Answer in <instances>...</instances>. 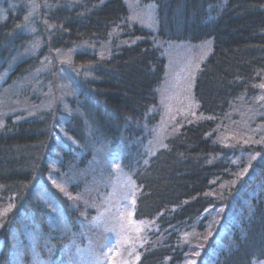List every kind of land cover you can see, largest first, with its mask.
<instances>
[{
	"label": "trees",
	"instance_id": "obj_1",
	"mask_svg": "<svg viewBox=\"0 0 264 264\" xmlns=\"http://www.w3.org/2000/svg\"><path fill=\"white\" fill-rule=\"evenodd\" d=\"M139 1L156 5L157 35L129 24L123 0H0L1 90L23 110L0 130V264L25 227L44 258L59 257L70 236L51 229L36 191L75 228L52 179L71 177L75 195L102 148L120 151L134 218L149 227L136 264L264 260V0ZM206 40L197 118L152 150L160 44Z\"/></svg>",
	"mask_w": 264,
	"mask_h": 264
},
{
	"label": "rangeland",
	"instance_id": "obj_2",
	"mask_svg": "<svg viewBox=\"0 0 264 264\" xmlns=\"http://www.w3.org/2000/svg\"><path fill=\"white\" fill-rule=\"evenodd\" d=\"M123 1L128 9L129 24L157 35L159 23L156 5L141 4L139 0ZM160 47L166 61V70L157 89L160 120L152 132L149 145L152 150L162 147L170 134L177 133L184 124L197 118L195 80L203 63L212 53L213 41L168 42L161 43ZM6 76L7 72L0 73V130L8 114L23 112L22 109L14 108L1 90ZM119 157V150L100 149L95 155V161L90 164L92 169L89 167L85 171L89 179H85L82 184L77 183L80 187L75 195L69 190L71 177L60 180L53 178L64 189L60 192L70 201L71 212L75 215L74 223H78L75 228L69 223L63 207L44 186H39L36 194L49 209L51 229L62 236H70V242L58 258L53 259L52 253V260L48 257L46 259L37 248V242H42L41 235L25 227L23 233L26 242L23 243L16 234L12 236L9 264H136L149 227L134 218L138 190L132 177L120 167ZM5 214L6 211L0 208V228ZM2 246L0 242V250ZM186 264H193V261ZM255 264H264V260Z\"/></svg>",
	"mask_w": 264,
	"mask_h": 264
},
{
	"label": "snow or ice",
	"instance_id": "obj_3",
	"mask_svg": "<svg viewBox=\"0 0 264 264\" xmlns=\"http://www.w3.org/2000/svg\"><path fill=\"white\" fill-rule=\"evenodd\" d=\"M52 183H53L54 186H56L57 188H59L60 191H63L64 190L62 187H60L59 185L56 184L55 179H52ZM133 195H134V193H133ZM69 198H71V197H69ZM134 202L135 201L133 200V203ZM129 215H131V213H129ZM193 264H194V262H193Z\"/></svg>",
	"mask_w": 264,
	"mask_h": 264
}]
</instances>
